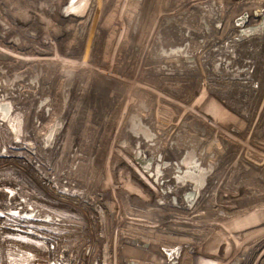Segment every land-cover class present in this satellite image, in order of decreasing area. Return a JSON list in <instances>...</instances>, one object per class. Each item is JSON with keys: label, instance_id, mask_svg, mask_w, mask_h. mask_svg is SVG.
I'll list each match as a JSON object with an SVG mask.
<instances>
[{"label": "rangeland", "instance_id": "rangeland-1", "mask_svg": "<svg viewBox=\"0 0 264 264\" xmlns=\"http://www.w3.org/2000/svg\"><path fill=\"white\" fill-rule=\"evenodd\" d=\"M22 9L36 29L17 22ZM78 10L80 32L66 22ZM0 15L12 27H0V94L26 115L23 129L46 113L36 131L42 158L30 152V131L19 137L13 118L0 124V264H121L128 245L154 238L145 231L163 233L166 245L180 236L179 264H264V0H2ZM16 26L31 47L3 38ZM170 30L180 39L171 48L188 43L186 56L156 58L170 49L158 31ZM67 107L78 119L68 137ZM132 112L157 134L141 145L145 156L179 167L182 139L197 140L212 172L191 208L189 187L172 192L168 171L155 184L135 162L136 139L121 144ZM51 167L62 186L46 177ZM34 203L48 209L37 215ZM51 221L60 223L31 225ZM129 229H139L137 239ZM57 254L70 259L55 262Z\"/></svg>", "mask_w": 264, "mask_h": 264}, {"label": "bare ground", "instance_id": "bare-ground-1", "mask_svg": "<svg viewBox=\"0 0 264 264\" xmlns=\"http://www.w3.org/2000/svg\"><path fill=\"white\" fill-rule=\"evenodd\" d=\"M0 1H2V0H0ZM19 3V2H18ZM25 4V2H22V5H24ZM21 4V3H20ZM19 4V5H20ZM8 5H11L10 3L8 4ZM69 6V5H68ZM60 7H63V6H60L59 5V8ZM70 7V6H69ZM10 8H12L11 6H9V7H7V9H9L10 10ZM19 12H16L15 11V17L17 18V22L19 23V24H22L23 26H25V28H27V29H31V30H34V29H36V28H33V25L32 26H30V22H31V18L29 17V15H28V13L24 10V9H22L21 11L20 10H18ZM23 11H25V12H23ZM62 11V10H61ZM64 11V10H63ZM7 13H10V12H8L7 11ZM80 14H81V11L80 10H78V11H76V12H73V13H71V14H68V15H66L67 17H66V22H69V23H71V24H73L74 25V27L76 28V30H78L79 32L80 31H82L83 30V27H82V22H79V20L81 19L80 18ZM236 14H238V13H236ZM7 16V15H6ZM169 16H166L165 18H168ZM211 17H213L212 15H211ZM235 17V16H234ZM242 17H246V13L245 14H243L242 15ZM3 18H6V17H4V16H2V15H0V27L1 28H3V29H7V28H12L11 26H10V24L9 23H5V21L6 20H4ZM169 18H171V17H169ZM236 18V17H235ZM245 19V18H244ZM65 20V19H64ZM165 20V24L167 25V24H169L171 21H172V19H171V21L170 22H167L166 21V19H164ZM9 22H10V20H9ZM245 22H247V20L245 21ZM64 24V23H63ZM14 29H16L17 28V30H14V31H2V35L4 36L3 38H5V39H8V40H10L11 42H13V43H17V45H24L25 47H31V42H29V41H26V40H23V38L21 37V35L18 33V27L16 26V28L15 27H13ZM243 29V31L245 30V28H242ZM8 30V29H7ZM178 31H174V30H170V31H166V32H164V33H162V31H158V38H157V40L159 41V43H162L164 46H166L167 48H170V49H172L171 47H173V46H171V45H173V44H175L176 42H179L180 41V39H179V37H177L178 36ZM161 36V37H160ZM163 36V37H162ZM162 38V39H161ZM161 39V40H160ZM28 44V45H27ZM184 46V45H183ZM189 47V46H188ZM174 48V47H173ZM161 49H164L166 52L167 51H169L170 49H165V48H163L162 46H161V48H160V50ZM65 77H67V79L66 80H71L72 79V73H73V70L72 69H66V71H65ZM80 83H82V82H80ZM6 85H10V82L9 83H7V81H6ZM81 85H83V84H81ZM83 88V87H82ZM8 94H9V92H7V91H4V93H1L0 94V124H4V121H6V120H9V118H10V120H11V118H13L14 120H15V123H16V125H17V132H18V134H19V137H21V135H26L25 133L27 132V131H30V139L28 140L29 142H28V146H29V148H31V150L32 151H30V152H32V153H39V156L42 158V152L40 153V149H38V148H40L41 147V141H42V132H36L38 129H41L42 128V124L44 123V119H45V114H44V111L42 112V114H39L38 116H35V117H33V119H35V124H34V121H32V124H31V127H29L28 128V126H26L24 129H23V125L21 126L20 125V123H19V121L20 120H22L23 118H24V116H26V115H24V113H21L20 111H18V112H16V113H14L13 114V110H12V102L10 103V101L8 100V101H5L6 99H8ZM10 94H13V92H11ZM3 95H5L4 97H3ZM9 98H11V96L9 97ZM139 104H140V102H139ZM139 104H138V106H139ZM48 105V109H49V107H50V105L49 104H46V106ZM105 103L102 101V105H101V107H100V112H99V114L98 115H101L102 113H103V111H104V107H105ZM103 106V107H102ZM140 107V106H139ZM46 108V107H45ZM47 108H46V110H47ZM69 109L71 110V108L70 107H67L66 108V110L64 111V113H63V115L64 116H66V119H67V121H69V124H68V126H69V128L67 129V131L66 132H64V134L66 135V137H68V136H70L71 134H70V129L72 130L73 129V127H74V125H75V122L78 120V119H76L75 117H73V115L72 116H70L71 115V113H70V111H69ZM57 114H58V111L56 112ZM59 113H62V112H59ZM52 114V113H51ZM140 114V113H139ZM3 116V117H2ZM6 117V119H4ZM99 117V116H98ZM143 117V116H142ZM128 118V117H127ZM61 119H63V116H61ZM61 119H60V121H61ZM143 119H144V117H143ZM100 120V119H99ZM145 120V119H144ZM17 121V122H16ZM146 121V120H145ZM13 123H14V121H12ZM63 122V121H62ZM10 122H9V125H7V127H10ZM6 126V125H5ZM28 128V129H27ZM52 128V127H51ZM36 129V130H35ZM5 131H6V129H5ZM7 132H9V130H7ZM6 132V133H7ZM16 132V133H17ZM57 134V132H54L53 133V135H52V137H51V139H50V142H52L53 141V139L55 138V135ZM45 137H43V139H44ZM123 139H125L126 141H127V137L126 138H124V135H123V138H122V140ZM192 138L191 137H186V138H183L182 140L184 141V144H185V146H186V149H190V148H193V149H195L196 147V145H197V140H195V142H192V140H191ZM121 140V141H122ZM54 145V144H53ZM128 145V143L126 142V144H125V146H127ZM134 146H135V142H134ZM53 150V149H52ZM135 150V149H134ZM143 151H144V154H145V149H143ZM48 151H43V153H47ZM198 156V155H197ZM200 157L198 156V159H199ZM92 163L93 162H91V165H92ZM176 163V162H175ZM175 163L172 165V173H181L183 170H184V168L182 167V166H179V167H175ZM49 165V164H48ZM47 165V166H48ZM212 165V164H211ZM201 167H204L203 165H202V162H201ZM52 168V172L51 173H47L46 172V177H51V179L52 180H54L55 181V183L59 186H62L61 184L62 183H60V181L58 180V179H56L57 177H59V176H57V174H55V172H54V167H51ZM205 169H207L208 168V166H206V167H204ZM167 170L168 169H165L164 170V174H165V172H167ZM169 173H171L170 171H168ZM149 176V175H148ZM162 176V175H161ZM161 176H156L155 175V173L153 174V176H149L150 178H152V180H153V182L155 183V184H157V185H160L161 184V180H160V178H161ZM59 179H61L60 177H59ZM155 179H157V181H155ZM168 179H170V178H168ZM173 181L175 180L173 177L171 178ZM85 180H86V178H85ZM208 181V177H206V182ZM68 186L69 185H73L72 183H70L69 184V182L67 183L66 181H64ZM83 183H86V184H88L86 181H82ZM175 184V183H174ZM59 186V187H60ZM189 187V190H192V185L189 183V184H186V185H183V186H181V187H179L178 189H177V187H176V185H175V187L173 188V190L171 189V188H169V191H171L172 190V192H176V190L179 192V191H182L183 189H185V187ZM68 188V187H67ZM206 188V185L202 188V189H200L199 190V195H198V197H197V199L201 196V192L204 190ZM162 190H164V192L162 191ZM161 191H162V193L163 194H165V193H167L168 191L167 190H165V189H161ZM187 192V191H186ZM185 192V193H186ZM184 193V194H185ZM184 194H183V199H184ZM172 201H173V203L176 205H178L179 203H180V198H179V194L178 195H175V196H173L172 197ZM184 201L186 202V203H188V205H189V203L190 202H188L189 201V199H184ZM196 202V201H195ZM195 204V203H194ZM194 204H193V206H194ZM190 206V205H189ZM190 207H192V206H190ZM30 209H31V211L33 212V211H37V213H39V214H37V215H43V212H44V209H48L47 208V206L43 203L42 205L40 204H36V203H34V204H32V205H30ZM43 211V212H42ZM53 216L54 217H56V220H60L61 219V215L58 213V214H50L49 215V217L47 218V219H50L51 218V220L53 219ZM57 223H60V222H56V221H51V223L50 224H48V223H31V225H35V226H38V227H45V226H50V227H57ZM63 222L61 221V224H62ZM30 224V223H29ZM174 229H176V228H172L171 229V231H173ZM125 232V231H124ZM127 232H130V233H126L127 235H132V239H134V238H136L137 236H139V234H140V231H139V229H129V231H127ZM144 232V231H143ZM142 232V233H143ZM163 233H153L152 231H150V232H148V231H145L144 232V234L143 235H150V236H152V237H154V238H152L151 239V241L148 243V241L147 242H145V239H144V241L143 242H140L141 244H139L138 246H135V245H133V246H130V245H128L129 247H127V249H125V251L124 252H126V253H124V257H123V260H122V263L121 264H179V259L180 258H182V256L183 255H185V251H184V248H187V247H182L181 246V243H184V242H182L181 241V243L180 244H176V243H178V240L176 239V238H178V239H180V236H177V235H172V237H170L171 239V241H173V243H171V244H163V243H166V241H165V239L161 236ZM175 237V238H174ZM166 238V237H165ZM137 239V238H136ZM169 240V237H167V241L169 242L170 241ZM176 242V243H175ZM150 243H152V244H150ZM143 245H144V247H143ZM176 246V247H175ZM143 249H142V248ZM146 247H148V248H146ZM175 247V248H174ZM146 248V249H145ZM169 249V251H168V249ZM103 250V253H105L104 251V246H103V248H102ZM170 253H172L173 255H178L177 256V258H175V259H173V260H169L171 257H172V255L170 254ZM171 256V257H170ZM180 257V258H179ZM53 260H55V262H60V261H63V260H61V259H70V255H68V256H66L65 258L64 257H62L60 254H57L56 256L54 255L53 256V258H52ZM75 261V260H74ZM101 263H102V261H101ZM183 264H186V263H183Z\"/></svg>", "mask_w": 264, "mask_h": 264}, {"label": "water", "instance_id": "water-1", "mask_svg": "<svg viewBox=\"0 0 264 264\" xmlns=\"http://www.w3.org/2000/svg\"><path fill=\"white\" fill-rule=\"evenodd\" d=\"M165 19L167 22L171 21V18L169 17ZM188 46V43H185L184 46L179 47L178 49H170L167 52L164 49H161L155 57L168 58L179 54L186 56ZM139 106L142 110L148 111L144 101H141ZM61 124L62 121H60V119L55 121L53 127L48 130L44 138L45 143L50 141L53 133L61 126ZM128 135H131L134 139H136L134 159L142 171L146 172L149 176H153L154 173L156 176H161L164 174L163 172L165 169H168L167 171H171L170 168L173 163L168 160H163L161 155L156 158L152 156H145L141 145L154 143V140L157 138V134L152 130L148 122L143 119L141 114L136 112L129 114L124 125V138ZM121 144L125 146L126 140L123 139ZM177 165L182 166L184 170L181 173L176 174L171 172V176L175 179L174 181L177 189L189 183L192 185V190H188L184 194V199H189V205L193 206L199 195V190L206 184V177H208L212 172V167L208 166L207 169L201 167V161L198 159L197 152L193 148L184 151V154L177 162ZM155 181H157V179H155ZM162 191L164 192V190Z\"/></svg>", "mask_w": 264, "mask_h": 264}, {"label": "flooded vegetation", "instance_id": "flooded-vegetation-1", "mask_svg": "<svg viewBox=\"0 0 264 264\" xmlns=\"http://www.w3.org/2000/svg\"><path fill=\"white\" fill-rule=\"evenodd\" d=\"M208 177H209V176H208ZM207 183H208V181H207L206 184H205L206 186H207ZM190 208H191V207H190Z\"/></svg>", "mask_w": 264, "mask_h": 264}]
</instances>
